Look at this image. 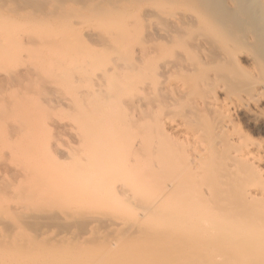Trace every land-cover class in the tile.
Segmentation results:
<instances>
[{
	"label": "bare ground",
	"instance_id": "bare-ground-1",
	"mask_svg": "<svg viewBox=\"0 0 264 264\" xmlns=\"http://www.w3.org/2000/svg\"><path fill=\"white\" fill-rule=\"evenodd\" d=\"M0 65V112L49 73L85 126L88 150L28 173L59 205L39 221L73 230L30 264H264V0H0Z\"/></svg>",
	"mask_w": 264,
	"mask_h": 264
},
{
	"label": "rangeland",
	"instance_id": "rangeland-1",
	"mask_svg": "<svg viewBox=\"0 0 264 264\" xmlns=\"http://www.w3.org/2000/svg\"><path fill=\"white\" fill-rule=\"evenodd\" d=\"M23 63L30 64L26 58ZM2 66L0 65V68ZM45 66L49 67L47 64ZM42 77L51 82V93L54 95H39L37 88L23 90L19 95L7 92L6 99L16 112L12 111V108L8 111L11 115L0 112V154L5 153L10 164L20 168L23 175L18 179L8 177L5 184L9 185L8 188L0 186V250L1 255L13 250H29L23 264H30L31 258L36 257V252L43 248L42 245L57 244L62 234H73V230H64L58 222L45 225L39 221L38 216L58 208L59 205L43 199L47 186L32 183L28 173L32 170L33 175H42L45 167L52 166L65 152L88 150L81 141L85 126L73 120V111L62 103L53 102L51 106L45 101L49 98L53 100L55 95H59L74 104V92L63 83V79L52 77L49 73L43 74ZM41 108L48 110V113L44 115ZM26 109H29L31 115L28 120L12 116ZM54 121L70 122L74 127L58 128V125L53 124ZM12 127H20L24 131L12 134ZM31 156L37 157L39 161L35 168L28 169L25 165ZM132 214L134 211L130 212V215ZM52 259L51 257L50 260Z\"/></svg>",
	"mask_w": 264,
	"mask_h": 264
}]
</instances>
